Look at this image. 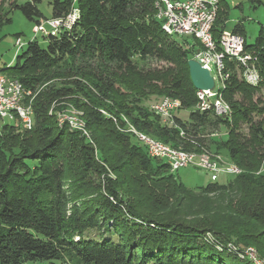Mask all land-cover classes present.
<instances>
[{"label": "trees", "instance_id": "1", "mask_svg": "<svg viewBox=\"0 0 264 264\" xmlns=\"http://www.w3.org/2000/svg\"><path fill=\"white\" fill-rule=\"evenodd\" d=\"M158 1L48 0L52 17L76 9L75 22L44 35V43L34 37L0 68L23 83L34 115L31 129L0 128V264H71L72 257L83 264H255L250 247L264 264V25L254 44L245 42L263 79L249 85L226 60L223 95L232 114L219 117L194 109L188 61L200 40L167 33ZM252 1L264 9V0ZM42 2H17L15 10L36 25L48 18ZM228 19L220 0L217 40ZM232 30L246 39L242 22ZM150 58L166 65L146 68ZM167 96L191 109L187 119L175 115L188 136L225 153L242 173L190 187L123 130L125 116L156 139L189 147L151 109ZM65 102L81 110L87 134L60 124ZM208 125H225V137L206 136Z\"/></svg>", "mask_w": 264, "mask_h": 264}, {"label": "built area", "instance_id": "2", "mask_svg": "<svg viewBox=\"0 0 264 264\" xmlns=\"http://www.w3.org/2000/svg\"><path fill=\"white\" fill-rule=\"evenodd\" d=\"M156 7L158 17L163 21L162 27L167 33L195 36L203 46L195 54V58L209 68L215 85L211 90H197L198 103L194 109L209 111L219 117H230L232 107L223 95L226 81L230 77L225 61L235 62L239 75L249 85L257 86L263 79L257 56L245 49V37L232 29H225L219 40L214 37L212 28L220 8V0H159ZM76 18L77 11L74 9L66 16L42 20L35 25L34 32H42L44 35L57 34L64 27H71ZM16 44L18 49L24 47L21 37L17 38ZM217 81L220 82L218 89ZM26 94L28 92L20 80L0 72V128L6 122L16 123L19 120L23 121L24 128L33 127L29 114L33 113V109L24 102ZM181 106L180 99L167 96L154 102L151 109L166 124L177 127L180 136L190 142L189 147L183 144L175 146L156 139L137 129L125 116L126 124L123 130L132 133L146 147L151 157L168 163L171 172L194 166L207 171L212 181H218L222 176L232 177L242 173V168L225 158L222 153L215 152L188 136V132L175 118ZM80 124L81 130L87 134L84 122Z\"/></svg>", "mask_w": 264, "mask_h": 264}, {"label": "rangeland", "instance_id": "3", "mask_svg": "<svg viewBox=\"0 0 264 264\" xmlns=\"http://www.w3.org/2000/svg\"><path fill=\"white\" fill-rule=\"evenodd\" d=\"M26 0H0V68L8 66L14 61L15 56L21 52L22 49H18L16 40L18 35H20L24 48L27 46V43L32 40L34 37H37L40 43H44V34L42 32L35 34L34 28L35 23L28 20L21 11L15 10V3L23 2ZM48 0H43L39 5L44 14L48 17H52V7L47 3ZM223 6L229 11L228 19V29H232L238 22H242L245 28V35L247 43L252 45L256 42L257 37L259 36L260 28L264 25V9L263 6L259 5L257 2L252 0H223ZM11 17L12 22L5 23L7 17ZM179 37H187L191 40V37L188 34L182 35L179 34ZM196 59L195 56L192 57ZM197 60V59H196ZM164 62H161L155 58H150L146 61L144 66L146 68L151 67H161L165 66ZM215 70V68H214ZM220 82H216V88L218 89ZM264 92V90H263ZM32 101V98H31ZM30 101V102H31ZM30 102L27 104L30 106ZM61 109L57 112L58 119L60 124L68 123L71 129L81 130L80 122L83 121L81 118V110L76 108L72 103H62ZM191 109H181L176 114L183 118H188L190 115ZM30 118L32 119V124L34 125V115L29 113ZM123 116V115H122ZM84 122V121H83ZM16 127L22 129L23 121L19 120L15 123ZM244 131H247L246 127L243 128ZM228 128L225 125H219L218 128L208 125L203 131L206 136L216 134L217 136H224L227 133ZM222 155L229 159L225 153ZM177 177L182 180L185 184L190 187H199L202 185H207L210 183L211 177L210 174L200 168L194 166L183 167L176 172ZM229 176H222L221 181H226L229 179ZM102 231V230H101ZM85 235L94 236L97 239H102V235L98 230H89ZM233 247V246H232ZM246 255L250 260L255 264H262L257 257L256 252L250 247L246 251ZM69 259L71 264H83L78 261L75 257ZM68 260V259H67ZM66 260V261H67ZM26 264H61L60 261H29Z\"/></svg>", "mask_w": 264, "mask_h": 264}, {"label": "water", "instance_id": "4", "mask_svg": "<svg viewBox=\"0 0 264 264\" xmlns=\"http://www.w3.org/2000/svg\"><path fill=\"white\" fill-rule=\"evenodd\" d=\"M190 75L197 90H211L215 81L208 67L202 65L196 59H189Z\"/></svg>", "mask_w": 264, "mask_h": 264}]
</instances>
